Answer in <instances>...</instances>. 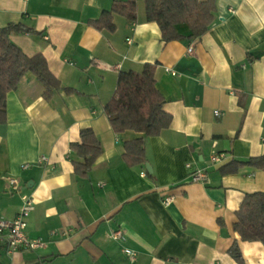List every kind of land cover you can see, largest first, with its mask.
Here are the masks:
<instances>
[{
  "label": "crops",
  "instance_id": "crops-1",
  "mask_svg": "<svg viewBox=\"0 0 264 264\" xmlns=\"http://www.w3.org/2000/svg\"><path fill=\"white\" fill-rule=\"evenodd\" d=\"M114 1L0 0V27L21 23L31 30L11 34L12 43L28 56L42 54L71 90L46 101L42 83L28 73L7 95L0 217L15 220L21 210L9 184L16 178L34 201L26 235L42 246L9 254L0 243V264H240L229 253L235 242L242 264H264V245L242 241L234 230L246 194L264 192V170L248 164L221 170L264 156V0H216L208 32L191 38L180 24L183 38L167 43L146 21L141 0L136 22L115 15L113 32L92 26ZM146 65H154L172 123L144 138L145 162L130 166L124 143L140 135L115 133L105 106L119 74ZM85 128L102 154L80 177L69 152ZM214 153L225 156L216 166ZM42 157L48 162L39 165ZM197 169L208 170L204 184L191 181Z\"/></svg>",
  "mask_w": 264,
  "mask_h": 264
},
{
  "label": "trees",
  "instance_id": "trees-1",
  "mask_svg": "<svg viewBox=\"0 0 264 264\" xmlns=\"http://www.w3.org/2000/svg\"><path fill=\"white\" fill-rule=\"evenodd\" d=\"M138 1L116 0L110 11L90 24L99 31L116 29L114 16L128 22L137 20ZM145 4L146 21L155 22L160 28L162 41L172 42L183 37L176 26L186 24L191 38H199L208 32L216 20V0H141ZM31 32L23 24L0 27V125L7 121V95L15 91L21 80L32 73L44 87L43 97L50 101L56 91L64 90L60 81L50 72L42 54L28 56L10 40L11 34ZM165 99L156 87L154 65H146L141 72H121L115 91L105 106L112 129L117 134L137 133L140 136L124 143L123 159L130 165L145 162V137L159 136L172 123V116L163 108ZM80 141L70 145V158L77 176L86 177L102 154V146L90 128L82 129ZM248 164L264 170V156L251 158L245 163L229 164L221 168L223 174L235 173L240 165ZM235 232L245 242H261L264 245V192L246 194L236 212ZM238 263L243 259L237 242L229 250Z\"/></svg>",
  "mask_w": 264,
  "mask_h": 264
},
{
  "label": "built area",
  "instance_id": "built-area-1",
  "mask_svg": "<svg viewBox=\"0 0 264 264\" xmlns=\"http://www.w3.org/2000/svg\"><path fill=\"white\" fill-rule=\"evenodd\" d=\"M189 53H192V49H188ZM175 75V73H173ZM215 115H219V112L216 111ZM225 159L223 154L214 153L210 159L211 165L216 166L222 163V160ZM47 158L42 157L39 159V165L46 163ZM29 165H24L23 169H26ZM190 164L187 165V168H190ZM208 170L207 169H197L191 172L190 178L191 181L194 183H205L207 180ZM9 184L11 188V192L19 193L22 200V207L15 218V220H8L3 217H0V243H6L7 245V252L9 254L14 253L20 248L33 250L37 249L42 246V242L40 240H30L26 235V228H27V220L30 216L31 212L34 210V201L30 195L21 194L22 187L19 181L16 178H10ZM172 201V198H166L164 204L168 205ZM121 233L116 232L115 236H120ZM125 254H127L131 260L134 259L135 253L130 250H125Z\"/></svg>",
  "mask_w": 264,
  "mask_h": 264
},
{
  "label": "water",
  "instance_id": "water-1",
  "mask_svg": "<svg viewBox=\"0 0 264 264\" xmlns=\"http://www.w3.org/2000/svg\"><path fill=\"white\" fill-rule=\"evenodd\" d=\"M146 169L150 171V168H149L148 164H146ZM151 172H152V171H151ZM151 172H150V173H151Z\"/></svg>",
  "mask_w": 264,
  "mask_h": 264
}]
</instances>
